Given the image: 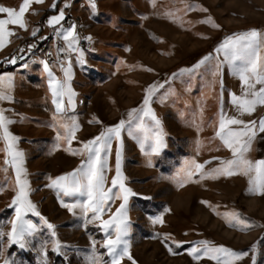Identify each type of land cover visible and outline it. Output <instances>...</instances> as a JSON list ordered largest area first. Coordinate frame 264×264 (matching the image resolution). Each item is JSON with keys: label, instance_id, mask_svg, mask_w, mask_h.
Returning <instances> with one entry per match:
<instances>
[{"label": "rangeland", "instance_id": "obj_1", "mask_svg": "<svg viewBox=\"0 0 264 264\" xmlns=\"http://www.w3.org/2000/svg\"><path fill=\"white\" fill-rule=\"evenodd\" d=\"M21 3L22 0H0V5L17 9ZM96 3L94 14L89 0H84L81 7L92 40L84 48L86 63L81 65L77 59L70 71L69 84L76 95L67 117L75 116L80 125L72 149L80 148L82 142L98 135L104 127L127 120V113L141 106L150 85L164 84L152 98L150 107L161 119L167 146L159 156L151 157L152 166L148 165L149 157L140 150L138 140L126 131L121 134L124 183L137 193L129 197L127 209L131 223L129 251L136 264H217L207 256L195 260L189 255L192 247L204 240L249 253L234 264H252L253 255L256 264H264V196L246 194L247 177L206 178L183 187L177 182L186 161H212L206 165V169H211L219 165V160L231 157L230 151L218 139H213V125L221 109L232 115L231 94L239 88L241 92V82L227 64L220 77L224 87H220L217 78L212 76L215 59L191 76L180 75V70L192 68L210 53L222 60L223 55L215 49L226 36L249 29L264 31V0H157L155 7L151 0H96ZM45 9L42 3L30 6L25 14L27 30L8 26L15 35L6 39L0 58L31 35ZM166 12H174L175 16H165ZM209 16L219 28L200 23ZM0 18H7L6 14H0ZM9 73L14 77L13 99L0 101V108L16 121L9 125V130L20 138L17 147L24 152L28 180L35 189L29 198L41 215L56 226V237H51L39 218L29 213L27 218L41 228L33 239L34 247L21 251L5 244L4 255L11 254L17 264L20 261L39 264L41 243L47 244L51 251V241L58 239L71 246L69 258L75 257L74 264H86L84 258L90 254L92 239L97 242L98 252L106 253L100 247L105 237L98 227L99 221L85 225L82 216H73L61 207L56 192L45 187L49 177L76 169L82 157L69 154L64 150L67 144L57 141V132L63 134V129L53 120L55 106L51 99L40 94L34 96L22 85L21 78L28 74L27 69L16 68ZM262 115L258 113L255 120ZM93 117L102 123H89ZM197 126L202 130L198 131ZM198 141L202 144L198 145ZM117 145L114 140L109 157L112 171L107 173L106 187L111 186L115 175ZM3 147L1 141L0 148ZM250 158L258 160L264 156L254 154L253 147ZM3 159L4 153L0 152V166ZM6 175L9 179L14 176L11 168L7 174L0 172V184ZM13 196L10 184L0 192V225L4 231L10 228L9 221L14 217L13 209L8 206ZM62 198L67 203L74 200ZM120 203V200L112 202L103 219H108ZM76 211L79 213V209ZM233 211L255 226L246 230L230 227L225 214ZM157 218L163 223H153ZM254 244L258 248L255 254ZM103 259L109 258L105 254ZM121 264H132V261L125 257Z\"/></svg>", "mask_w": 264, "mask_h": 264}, {"label": "snow or ice", "instance_id": "obj_2", "mask_svg": "<svg viewBox=\"0 0 264 264\" xmlns=\"http://www.w3.org/2000/svg\"><path fill=\"white\" fill-rule=\"evenodd\" d=\"M43 2L44 0H22L18 9L0 5V14H6L7 17L0 18V49L5 46L8 37L15 35V32L8 26L15 25L20 29L27 30L26 12L33 3ZM151 2L155 7L157 0H151ZM89 5L94 14L97 8L96 0H89ZM69 6V4H65L64 8L59 9L57 15H53L47 20V24L53 27L56 30V35L66 43V47L60 48L59 51L78 52V62L84 65L86 61L83 58V51L76 47L78 43L76 26L70 24L64 28L61 24L65 19V9ZM52 7L55 9L56 4L54 3ZM187 7L191 8L192 6L188 5ZM201 10L207 11V9ZM164 15L173 17L175 13L166 12ZM200 23H209L212 27L219 28L211 16L200 21ZM58 25L60 27L57 28ZM38 31V28L33 30L31 35L35 37ZM86 39L91 41L92 37L89 36ZM33 47L34 45H30L28 50L31 51ZM20 51L23 52L24 49H20ZM215 52L222 54L223 59L213 57L210 53L192 68L181 69L179 74L194 75L201 66L210 64L215 59L216 62L212 66V76L217 78L221 88L224 87L220 77L225 64L231 68L233 75L241 82V94H231L230 102L235 114L230 115L221 109L218 120L213 125V139H218L223 147L230 151L231 157L219 160V165L211 169H206V165L211 164L212 161H205L204 163H199L196 160L186 161L177 182L179 186L183 187L188 182H199V180L206 178L215 179L243 175L247 177L248 183L246 194L264 196V159L253 160L249 156L257 137L264 134V117L259 120L246 121L243 119L245 115L252 116L258 106H264V31L249 29L226 36L216 47ZM8 63L15 65L17 60L15 57H11L8 59ZM39 63L43 65V70L48 77V89L51 93L52 104L55 106L53 120L56 121L59 128L63 129V134L57 132L56 139L67 144L68 147L64 150L68 151L69 154L82 157L81 163L76 169L55 178L49 177L50 182L45 187L56 192L60 198L61 207L67 209L73 216L78 214L82 216L85 225L99 221L98 227L105 237L100 247L104 248L106 253H99L97 242L92 239L90 254L84 258L86 264H121L125 257L132 261V264H136L129 251L128 237L131 232V223L127 209L129 197L135 196L137 193L126 187L124 183L126 179L122 172L124 144L121 134L126 131L129 136L138 140L140 150L149 157L148 165L152 166L151 157L159 156L167 146L165 142L167 134L161 119L150 107L152 98L159 88L164 87V84L150 85L145 90L141 106L131 109L127 113V120L121 119L115 125L104 127L98 135L82 142L80 148L72 149V141L76 139V132L80 125L75 116L67 117V112L73 106V97L76 95L69 84L70 66L66 68L64 62H60L64 77L58 79L46 60ZM22 67L27 68L28 64H24ZM13 80L14 77L11 73L0 74V101L13 99ZM258 85L259 87H257ZM65 96H67V106L65 105ZM163 99L166 97L162 98V102ZM15 122L5 115L4 109L0 108V141H3L4 144V147L0 148V152L4 153L0 172L7 174L11 168L14 173L11 179L6 175L4 183L0 184V192H3L8 184L11 185V190L14 192V196L8 205L14 211V217L9 221L10 228L4 231L3 225H0V259H2V264H17V261L11 258V254L7 257L4 255L5 244L8 248L17 247L21 251H30L34 247L33 239L41 231V228L33 220L27 218L29 213L39 218L51 237H56V226L41 215L36 204L29 198L30 193L35 189L31 187L28 180L29 173L24 166V152L17 147L20 138L9 130V125ZM89 123L99 124L102 122L93 117ZM197 128L198 131L202 130L199 126ZM114 140L118 142L115 150V175L111 179V186L106 187L108 184L107 173L112 171L109 157L112 154ZM201 144L202 142L198 141V145ZM213 159L218 158L214 157ZM193 177H198V180H193ZM62 197H71L74 200L67 203ZM144 199L150 200L151 197H144ZM115 200L121 201L119 207L108 219H103V215L110 211V205ZM202 203L207 204L208 202L202 201ZM77 209H79V213H77ZM225 218L230 227L240 228V230L255 226L242 218L239 212L226 213ZM153 223H163V221L157 218L153 220ZM165 238L167 239V236ZM71 250V246L63 244L58 239L51 241V252L57 257L63 258L67 264H70L69 252ZM168 250L172 252V248L169 247ZM257 250V245H252L253 254ZM48 251L47 244L41 243L38 249L39 264H51ZM105 254L109 259H103ZM189 255L195 260L207 256L216 260L217 264H234V261L241 260L249 253L236 252L222 245L215 246L210 241L204 240L192 247ZM19 264H23V261H20ZM252 264H256L255 255L252 256Z\"/></svg>", "mask_w": 264, "mask_h": 264}, {"label": "built area", "instance_id": "obj_3", "mask_svg": "<svg viewBox=\"0 0 264 264\" xmlns=\"http://www.w3.org/2000/svg\"><path fill=\"white\" fill-rule=\"evenodd\" d=\"M51 17V14L47 15L42 21V26L46 29L35 37L27 36L24 40L17 43L13 48L0 58V70L1 72L10 71L16 69L17 64H27L35 57H39L42 60H46L49 65L60 64L61 61L65 62L68 58L75 55L69 51H59L62 48L61 38L56 35V30L47 24V20ZM64 28H67L70 24L76 26V33L78 35V42L81 48H87L90 45V41L86 39L89 37V28L86 19L77 15L74 12H69V7L66 9V16L64 21L61 22ZM60 27L59 25L57 28ZM34 47L29 51V46ZM20 49H24L23 52ZM15 57L17 63L12 65L8 63V59Z\"/></svg>", "mask_w": 264, "mask_h": 264}, {"label": "crops", "instance_id": "obj_4", "mask_svg": "<svg viewBox=\"0 0 264 264\" xmlns=\"http://www.w3.org/2000/svg\"><path fill=\"white\" fill-rule=\"evenodd\" d=\"M58 1L59 0H56V1L55 0H47V1L43 2L42 5H45L46 9L51 8V16H53V15H57L59 9L64 8L65 4H69L70 5L69 10H72V12H74L75 14L81 15L86 19V14H85L84 10L81 8L83 6L84 0H72V1L67 0V1H61V2H59V4H57ZM54 3L56 4L55 9L52 7V5ZM66 9H65V14H66ZM37 28L39 29L37 34L39 32L44 31V29H45L42 26L41 21L39 24H36V26L32 29V31L37 29ZM61 42H62V48L66 47V43H65V41H63L62 38H61ZM76 47L79 50L84 52V49L79 46V42L77 43ZM69 52H73V51H69ZM73 53H75V55L68 58L64 62V67L68 68L70 66V71L72 69V65H73L74 61H76L79 57L78 52H73ZM40 61H42L41 58L35 57L33 60H31L30 62L27 63L28 64L27 68H24V67L18 68V69H27V71H28V74L21 78L22 85L27 86L29 88L28 90L31 92L32 95L36 96V95L40 94V95L44 96L46 99L52 100L51 93L48 89L47 73L44 72L43 65L41 63H39ZM49 66L52 68L55 76L58 79H61L64 77V73L61 71L60 64H53V65H49ZM9 72L10 71L1 72L0 74H5V73H9ZM16 74H18V73L14 72V75H16ZM257 87H259V86H257ZM234 93L237 95L241 94L240 88H239L237 93L236 92H234ZM64 100H65V105H67V96L64 98ZM255 113L252 116L245 115L243 117V119H245L246 121L247 120H253V119H255V117L257 116L258 113H262L263 114L262 117H264V106H258ZM234 114H235V112L232 108V115H234ZM253 147H254V154H256L257 156H264V134H261L260 136L257 137L256 141L252 145V150L249 153V156H252Z\"/></svg>", "mask_w": 264, "mask_h": 264}, {"label": "trees", "instance_id": "obj_5", "mask_svg": "<svg viewBox=\"0 0 264 264\" xmlns=\"http://www.w3.org/2000/svg\"><path fill=\"white\" fill-rule=\"evenodd\" d=\"M63 0H59L57 4H59V2H61ZM51 14V8H48L44 11L40 21L42 22L43 19H45L47 17V15ZM41 32H39L37 35H39ZM36 35V36H37ZM30 37H33L32 35H30ZM0 73H1V70H0ZM49 254V257L51 259V264H67L66 261L63 260V258H60V257H57L54 253H52L51 251L48 252ZM29 255H32L29 253ZM69 261H70V264H74V261H75V257L74 256H71L69 258Z\"/></svg>", "mask_w": 264, "mask_h": 264}, {"label": "bare ground", "instance_id": "obj_6", "mask_svg": "<svg viewBox=\"0 0 264 264\" xmlns=\"http://www.w3.org/2000/svg\"><path fill=\"white\" fill-rule=\"evenodd\" d=\"M69 12H72V11L69 10ZM22 65H24V64H17L16 68L22 67Z\"/></svg>", "mask_w": 264, "mask_h": 264}]
</instances>
